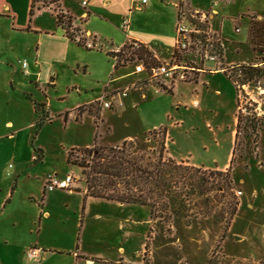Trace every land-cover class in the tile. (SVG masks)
<instances>
[{
	"label": "rangeland",
	"instance_id": "1",
	"mask_svg": "<svg viewBox=\"0 0 264 264\" xmlns=\"http://www.w3.org/2000/svg\"><path fill=\"white\" fill-rule=\"evenodd\" d=\"M179 1L149 0L155 8L145 14L135 12L132 4L130 9L135 13L129 15L130 27L144 23L148 29H155L165 17V6L170 8ZM185 1L203 11L218 9L208 21L211 29L224 38L218 35L221 40H226L220 60L209 66L197 49L180 52L175 59L185 67L177 70L173 80L160 76L150 81L144 73L145 77L135 84L139 87L153 82L160 89L165 86L172 90L178 82L172 95L171 122L175 125L170 131L174 143L170 148L165 144V157L190 154L191 160L198 163L215 160L221 166L233 144V115L240 112L242 127L232 163L219 173L215 168L190 167L179 187L186 198L185 206L171 211L168 218H152L147 206L93 197L87 201L82 227L84 194L55 189L46 193L40 205L43 183L54 173L48 172L57 171L59 176L75 177L69 190L80 184L86 186L82 168L66 162L71 148L93 143L109 147L133 136L146 141L148 148L158 145L153 137H146L151 132L143 133L137 120L130 101L137 88L131 86L125 96L107 108L102 104L105 97L124 88L110 90L106 86L94 101L76 108L77 112L89 109L95 120L93 114L77 120L74 107L84 98V90L79 97L76 87L83 86L89 93L91 88L98 91L93 75L97 71L106 75L111 64L99 44L107 46L110 38L98 36V46L93 49L72 41L73 49L66 51L55 36L46 37L45 55L35 64L38 34L18 28L28 20L27 11L20 6L16 14L0 12V264H74L73 253H53L51 248L73 251L77 244L80 252L93 257L97 264H264V0L181 1L186 9H192ZM125 2H113L117 9L109 16L103 15L116 23L123 36L115 26L98 24L115 37V42L111 40L115 45L125 39L121 22L127 12L120 11ZM45 3L51 9L56 7L49 1ZM42 4L39 0L35 6ZM77 4L81 11L86 10L82 0ZM93 20L97 24L98 20ZM32 23L56 30L54 14L48 9L33 17ZM78 35L82 36L80 30ZM59 47L66 52V61L56 56ZM225 53L226 60L235 63L225 64ZM24 60L29 64L28 73H24ZM138 62L136 56H128L119 68L129 66L126 71H132ZM239 64L258 66V75L246 80ZM151 66H147L148 73ZM201 69L207 74L197 84L185 82L196 79ZM212 69L224 72L209 74ZM181 71L185 72L183 79L177 76ZM225 75H232L234 81L231 83ZM137 76L133 74L132 78ZM33 102L44 103L45 112L51 116L41 127L36 126V120L43 112H35ZM207 104L218 112L216 119L209 109L199 113ZM117 106L118 112H113ZM103 108L104 121L96 123ZM37 149L42 150L41 160L36 159ZM42 207L49 210V216H44ZM8 232L12 233L9 240ZM29 247H38L42 252L44 248L48 254L30 259ZM79 264H85L83 259Z\"/></svg>",
	"mask_w": 264,
	"mask_h": 264
},
{
	"label": "crops",
	"instance_id": "2",
	"mask_svg": "<svg viewBox=\"0 0 264 264\" xmlns=\"http://www.w3.org/2000/svg\"><path fill=\"white\" fill-rule=\"evenodd\" d=\"M86 1H87V4H86V6H84V8L86 9L85 11H81L79 5L77 4V3H79V0H59V5H60V8L62 9L63 12L69 14L73 18V25L80 29L82 35L86 39H88L89 41H92V42L95 41L96 46H98V36H100L106 40L108 38H110V41L107 42V46L103 47L101 44H99V46H100V50L104 51L105 57L108 59V62L111 64H110V70L108 71V73L106 75H103L104 73L99 72V71H97L96 74L93 73L94 74L93 76L96 79L95 80L96 87L98 88L97 92H95L93 88H91V93H89L88 89L84 88L83 86L82 87H76V90L79 92L78 93L79 97H81L82 91L84 90V93H83L84 98L80 102H78L76 104V106L74 107L75 113L73 116H76V119H77V117H79V119L81 120V119H83V116L85 114H93L90 112L89 109L77 112L76 108L83 106V105H86V104H89L92 101H94L96 98H98L103 93L106 86L110 90L123 89L125 87L130 88L131 86H134L137 89H134L136 92L133 94L130 101L132 103V106L135 107L136 117H137V120L142 127L143 133L146 131H151V130L158 129V128H165V130H166V145H167V148H170L171 143H174V140L171 137V131H170V129H172V128H170V127L175 125L174 122H171V120L173 119V112H174V104L172 101V95L175 93V89H176L178 82H176L174 84V86L172 87V90L160 89L158 86H156L152 82H147V83L137 87L135 83L138 81V79L145 77L144 73H146V72L134 73L133 72L134 70L126 71V68H128L129 66H123L121 68L115 69L114 65L116 63V59L108 56L106 53L108 51H111V50H114V51L119 50L124 45V43L128 40H135V41L140 42V43L144 44L145 46H147L149 48V50L153 53V55L157 58V60H159L161 62L171 61L173 58L175 41H176V36H177V34H176V22H177L178 15H179L178 4L182 0H180L179 2H175L174 4H172L173 6L170 5V8L168 5L165 6L167 9L166 11H163V13L165 14V17L163 18V20L161 22L159 21V23L155 29H148V27H146L144 23H141L137 27H130L129 15H132V17H133L135 12H139L140 14H145V13L153 10L155 7L151 6V3H149V0L142 7H137V4L134 0H127V2H125V4L120 9L122 14L127 12L126 16L123 17V21L121 22V28L123 29V31H125V36H124L125 39H121V41H120V43H118V45H115V43H114L115 37H113V35L108 34L106 28H103L104 26L102 24L101 25H98V24H99V22H101V23L103 22L104 24H106V23L110 24L112 26H115L116 30H118L119 33H121L119 28L116 26V23L113 24L108 19L103 17V15H105V16L111 15L112 12H114L117 9V8H115V5H113V2H119L121 0H86ZM31 3H32V0H0V12L16 14L17 10H19L20 6L24 7V10L27 11L28 20L27 21L23 20L22 23L20 25H18V28H20L21 30H25L27 32H34V33L38 34L39 44H38V47L36 50L35 64L38 63V61L42 55H45L46 49H45V42L44 41H46V39H47L46 37H54L55 36L56 39L59 40V44L61 46H63V48H65L66 51H68L70 48L73 49L71 46V42L73 40H70L68 37H66L64 30L60 26H58L57 24H56V30H50L49 31V30H45L43 28H39L37 25L32 23V20L29 21V10L31 7ZM185 3L188 6H190V8H192V9L193 8H199L197 6L196 7L191 6V4L188 1H185ZM132 4L135 5V9H134L135 12L131 11V9H130ZM112 5L114 6V8L112 7ZM211 9L215 10L218 13L217 8H211ZM216 14H210V16L213 18V17H215ZM36 15L37 14H35L34 17ZM15 18H16V15H14V19ZM93 19L98 20L97 24L93 23V21H94ZM212 32L216 33L213 30H212ZM120 35L123 36L122 33ZM217 35L221 36L220 33H218ZM124 37H122V38H124ZM223 39H222V42H223V45L225 48L224 43L226 40H223ZM111 40H113L114 42H111ZM56 56L60 60H64V61L67 60V54H66V52L65 53L63 52V49L61 47H59V51L58 50L56 51ZM223 58H224V61H223L224 63L225 62L228 64L235 63V61H227L226 60V53L224 54ZM110 60H112V62ZM213 63H215V62L210 61V60L205 61V65L212 66ZM236 63H242V62H236ZM28 66H29V64L27 65V67ZM27 67H23L25 70L24 73H28ZM84 67L86 69L88 68L87 65H84ZM201 70H202L201 73L198 75V77L196 79L191 80V81H185V82L197 84L199 82V80L205 74H207V73H205L204 69H201ZM215 72H222L223 73L224 71L219 70V69H212L209 74H213ZM89 74L92 75L91 72H89ZM133 74L134 75L138 74L139 76L132 78ZM225 76L228 78L227 75H225ZM50 80L52 81L53 79L51 78ZM230 82L232 83V80H230ZM204 84H206V83H204ZM194 103H197L196 99L194 100ZM33 108H34V106H33ZM119 108L117 106V108L115 110H113V112H115V111L118 112ZM105 109L106 108H103L101 110V119H100V121H97V122L95 121L96 123L104 121L103 116H104V110ZM207 109H209V112L211 113V115H213L212 118L215 117V119H216L219 114L216 110L213 112L214 109L212 107H210L209 104H207L204 107L203 111H201V109H199V111H200L199 113H203V112L207 113ZM42 110L45 113V104H44ZM46 113L49 115L48 112H46ZM69 113H70V110L65 112L64 117L66 119L69 117ZM176 113H177V111H176ZM93 116H94V120H95V115L93 114ZM50 119H51V116L49 115L48 120H50ZM79 119H77V120H79ZM233 119H234V124H235V126L231 130V137L233 140V144L229 148L227 160L221 166L218 164V161H215V160H213L209 163H206V164L205 163H198L196 160H191L192 155H190V154L189 155L178 154V156H172L171 155L169 157H172L174 159L180 158V159H176L178 161H182L181 159H183V160H185L186 163L191 164V165H195L197 167L215 168L218 170H224V169L228 168L231 164V159L233 156V149H234V145H235L236 126H237V122H238V116L236 113H234ZM176 124H179L178 121L176 122ZM108 129L111 130L110 127H108ZM96 135H98V134H95V138H96ZM134 137H137V136L125 137L119 143H122L126 139H133ZM94 144L95 143H93L90 146H93ZM111 145H115V144H111ZM90 146H84V147H90ZM77 148H83V147H77ZM37 160H41V159H37ZM66 162H67V158H66ZM69 169H67V171ZM53 172L58 174L57 171H52V172H48L47 175L49 173H53ZM60 177H62V176H60ZM45 180H46V178H45ZM53 191H55V190H53ZM67 191L69 193L82 192L84 194L83 204H82L83 207H82V210L80 213V222H81L80 225L82 227L83 220H84L83 219L84 213H85L86 206H87V201L89 198H93V196L88 195L86 186L81 185V184L76 186V188H73L70 190L67 189ZM47 192L48 191L45 190V182H44L43 183L42 196L40 199H38L40 205L43 204V201H44V198H45ZM41 210L43 211L44 216L50 215L49 210H46V209L44 210L43 207L41 208ZM41 217H42V215L40 216V219H41ZM11 234L12 233H9V232L7 233L6 238H8V240H9ZM6 238H4V240H6L5 242H8ZM29 248H31V247H29ZM51 250H53V253L55 251H57L59 253H64V252L65 253H70V252L73 253L74 258H75L74 264H79V261L82 259H83L85 264H97L96 260L93 257H89L86 254L80 252L78 244L76 245V247L73 251H70V250L67 251V250H63V249H54V248H51ZM47 254H48V251H46L43 248V252H42L41 256L42 255L47 256ZM88 261H92V262L89 263Z\"/></svg>",
	"mask_w": 264,
	"mask_h": 264
},
{
	"label": "trees",
	"instance_id": "3",
	"mask_svg": "<svg viewBox=\"0 0 264 264\" xmlns=\"http://www.w3.org/2000/svg\"><path fill=\"white\" fill-rule=\"evenodd\" d=\"M37 1L39 0H32L29 21L40 11L51 10L56 24L64 30L66 37L88 49L96 47L95 41L89 44L83 35H78L80 29L73 25V18L62 11L59 0H41L43 2L41 7L35 6ZM46 1L56 4V7L54 9L49 6L46 7ZM178 7L180 14L181 1ZM197 26L202 31H206L208 28L206 23L201 22H197ZM178 53V50L174 48L173 58L177 57ZM106 54L116 59L115 69H118L128 56H136L146 67L149 64L154 67L161 63L147 46L135 40H128L119 50H111ZM239 65L242 67L246 80L258 75L257 72L260 70L254 64ZM228 78L234 81L232 75H228ZM33 106L35 112H43L44 103L33 102ZM48 119L49 115L43 112V115L37 118L36 126L41 127L44 121ZM241 127L242 116L239 112L233 155ZM252 128H255V124H252ZM150 132L149 134L146 133V137H153V140L158 144L153 148H148L150 146L146 141L136 140V138L126 139L121 144L109 147L93 145L71 148L67 155V162L82 168V172L85 174L87 194L96 198L147 206L152 218H168V215L172 213L171 211H176L180 206L184 207L186 198L179 187L182 180L187 176L186 173L190 167L195 169L200 167L178 161L172 157H165V128L154 129ZM159 133L161 136L157 139L156 135ZM36 153V159L43 157L41 149H37ZM232 160L233 156L231 163ZM214 171L215 173L220 172V170Z\"/></svg>",
	"mask_w": 264,
	"mask_h": 264
},
{
	"label": "built area",
	"instance_id": "4",
	"mask_svg": "<svg viewBox=\"0 0 264 264\" xmlns=\"http://www.w3.org/2000/svg\"><path fill=\"white\" fill-rule=\"evenodd\" d=\"M137 4V7L144 6L148 0H134ZM82 4L86 6L87 1L83 0ZM186 6L182 5L180 8V14L176 22V41L175 48L178 52H190L197 49V52H202L204 55V60H210L217 62L220 60L221 56V47L223 42L221 37L216 33H213L209 25L208 18H211L210 14H216L217 12L213 9L210 11H203L199 8L186 9ZM194 21V22H192ZM197 22L206 23L208 28L206 31H202L197 26ZM200 54V60L203 59V55ZM177 58V57H176ZM28 63L26 60L22 62L23 67H27ZM134 73L146 72L148 74L149 80L153 81V78H158L160 76L169 77L172 80L177 74V70L181 67H185L180 63L176 62H165L160 63L151 68V73H148L147 67L143 62H138L135 65ZM182 68V69H183ZM225 70V69H223ZM177 76L180 78H185V72L181 71ZM153 83V82H152ZM158 86L156 83H154ZM165 89V86H162ZM129 91V87H125L122 92L112 93L106 96L102 104L104 107L111 108L113 102L120 96H125ZM111 93V92H110ZM75 177L73 174H66L63 177H60L57 173L49 174L45 180V190L52 191L55 189H69L73 185ZM42 250L38 247L29 248L27 256L30 259H39L41 256Z\"/></svg>",
	"mask_w": 264,
	"mask_h": 264
}]
</instances>
